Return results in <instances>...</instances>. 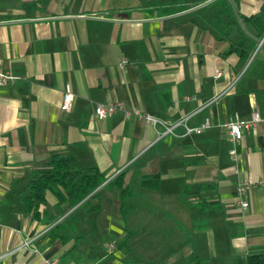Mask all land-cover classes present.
<instances>
[{"label": "crops", "instance_id": "1", "mask_svg": "<svg viewBox=\"0 0 264 264\" xmlns=\"http://www.w3.org/2000/svg\"><path fill=\"white\" fill-rule=\"evenodd\" d=\"M211 1L158 15L153 4L169 1L0 0V69L13 76L0 85V264H225L264 251V42L257 37L239 60L230 40L237 28L250 40L255 30L237 18L219 38L211 13L195 10ZM263 3L239 0L236 13L255 14ZM66 86L73 98L64 111ZM103 102L164 122L192 113L188 125L207 118L210 126L163 133L122 111L96 118ZM252 110L261 119L231 157L222 124ZM64 151L104 181L118 174L80 209L75 239H59L62 230L49 237L73 209L67 201L45 190L38 212L56 216L50 224L18 201L30 174ZM245 178L252 184L240 207L235 187ZM148 179L155 188L142 184Z\"/></svg>", "mask_w": 264, "mask_h": 264}, {"label": "trees", "instance_id": "2", "mask_svg": "<svg viewBox=\"0 0 264 264\" xmlns=\"http://www.w3.org/2000/svg\"><path fill=\"white\" fill-rule=\"evenodd\" d=\"M207 0H178L173 2L153 4L149 10L150 13L163 15L173 11L187 9L188 7L204 3ZM239 0H213L206 6H213L215 12L211 13L209 26L219 38H223V33L227 26L236 27V19H240L249 24L254 30V37L250 40L237 28L236 35L229 42V51L235 52L239 60H248L249 54L255 46L257 37L261 39L264 36V3L257 13L244 16L237 14L236 6ZM202 8V9H203ZM200 16V13H198ZM201 21H203L201 19ZM232 32V31H231ZM231 32L227 34L230 35ZM258 39V40H259ZM264 42V37L262 43ZM118 174H115L105 183H116ZM153 179V178H152ZM105 176L98 172L95 167L78 168L75 166L71 155L68 152L54 153L50 156L48 166L33 171L23 185V190L18 195V201L22 205L24 212L32 218L40 220L45 224L54 222L57 217L50 216L43 211L38 212V206L45 204L44 192L51 191L57 198V202L67 201L70 208H73L65 216L58 219L49 230V237L58 236L60 230L63 236L59 239L71 236L74 239L79 236L75 231V224L78 222L80 209L88 202V199L95 195L96 188L103 183ZM144 185L155 188V180H143ZM121 198L126 200L127 188H120ZM122 202V215L127 208H124ZM57 234V235H56ZM194 253L190 260L194 263ZM225 264H264V251H253L245 255L243 260L238 256H231Z\"/></svg>", "mask_w": 264, "mask_h": 264}, {"label": "built area", "instance_id": "3", "mask_svg": "<svg viewBox=\"0 0 264 264\" xmlns=\"http://www.w3.org/2000/svg\"><path fill=\"white\" fill-rule=\"evenodd\" d=\"M263 37H261V39L259 40L258 45L262 43ZM125 62H126L125 59H122L120 64H124ZM219 74L220 72L217 70L215 72V76H218ZM12 81H13V76L7 71L0 69V85L11 83ZM217 97L218 96L215 95L212 100H214ZM72 98H73V95L69 87L66 86L63 89L60 109L64 111L68 110L71 105ZM116 111H122L125 117H128V115L131 114L133 117L137 119H141L144 123L149 124L151 126L161 125L163 127V133H171L172 132L171 130L174 126L180 125L183 127L184 134H191V133L200 134L203 130L207 129L210 126L209 120L207 118H205L197 126L188 125L187 120L191 117L192 113L189 115L183 116L180 119L175 120V121L164 122L155 116H152L146 113H141L137 109L126 110L118 102L96 103L93 109V113L96 118H103L106 115L110 113H114ZM260 119L261 118H260L259 112L257 110H252L250 112L249 118L246 120L240 119L236 114L233 113L222 124L226 129L227 139L231 144L230 148L228 149V154L231 157H234V155L236 154L237 146L240 144L243 134L247 132L254 133L255 124ZM113 176H111L107 180H110ZM251 184H252V181L248 178H245L235 187L234 200H235V203H237L240 207H245L247 205L244 194ZM21 247H26V248L31 249L28 244V241L26 240H24L21 243ZM110 249L108 252H110ZM31 250L35 251V249H31ZM44 262H45L44 264H58L55 259H51V258L45 259Z\"/></svg>", "mask_w": 264, "mask_h": 264}, {"label": "rangeland", "instance_id": "4", "mask_svg": "<svg viewBox=\"0 0 264 264\" xmlns=\"http://www.w3.org/2000/svg\"><path fill=\"white\" fill-rule=\"evenodd\" d=\"M158 1H169V2H173V1H178V0H158ZM194 6H191V7H188L187 9H189V8H193ZM195 10H197V11H199L200 13H204V14H206V13H214L215 12V10H214V8H213V6H206L205 8H200V9H195ZM53 226V225H52ZM51 226V227H52ZM50 227V228H51Z\"/></svg>", "mask_w": 264, "mask_h": 264}]
</instances>
